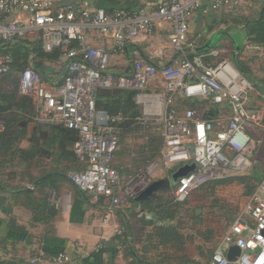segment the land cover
I'll return each instance as SVG.
<instances>
[{
	"label": "built area",
	"instance_id": "built-area-1",
	"mask_svg": "<svg viewBox=\"0 0 264 264\" xmlns=\"http://www.w3.org/2000/svg\"><path fill=\"white\" fill-rule=\"evenodd\" d=\"M203 1L157 0L150 11H108L75 0H0V44L36 34L44 50L57 48L66 61V73L54 86H48L38 71L27 65L19 76L18 93L31 98L35 122L77 132L73 150L84 166L67 170L65 177L89 202L110 214L147 188L159 168L167 171L195 163L173 187V199L182 202L209 181L246 172L254 149L261 144V138L250 136L246 128L264 130V103L260 108L248 106L252 86L224 57L226 50L209 51L214 63H207L203 54L187 55L195 49V43L188 39L189 18ZM237 1L207 0L210 9ZM155 20L170 23L168 46L180 54L176 63L158 66L148 57L161 54L159 47L150 44L143 50L137 46L152 37ZM90 31L96 36L109 33L112 48L91 45ZM128 44L135 46L131 73L109 72L110 51L123 52ZM11 61L9 53L0 52V74L9 71ZM153 80L159 81L161 90L147 89ZM100 87L132 91L133 101L141 106L134 121L152 128L162 139L159 155L126 182L112 166L120 139L118 124L126 117L121 112L98 114L96 94ZM178 94L226 103L230 112L226 124L219 122L220 127L215 128L217 120L201 117L194 108L176 111ZM4 129L5 120L0 118V132ZM120 231V227L115 228V232ZM232 245L239 253L229 260L226 255ZM67 260L62 253L50 258L56 264ZM209 264H264V175L224 231Z\"/></svg>",
	"mask_w": 264,
	"mask_h": 264
},
{
	"label": "crops",
	"instance_id": "crops-1",
	"mask_svg": "<svg viewBox=\"0 0 264 264\" xmlns=\"http://www.w3.org/2000/svg\"><path fill=\"white\" fill-rule=\"evenodd\" d=\"M75 1L88 4L90 7L103 5L131 10L140 7L150 11L156 6L157 0H128L122 4L109 3L108 0ZM245 20H264V0H238L236 3H229L217 9L208 8V2L204 0L202 6L198 7L189 18L188 39L195 43L193 51L215 44L216 48L223 49H225L224 45H228V52L236 53V48L242 46L240 60L248 65L254 59L247 58L248 54H255L258 58L264 57L262 51L260 53L258 51V48L264 50V45L251 41ZM154 22L152 37L140 41L137 46L143 50L150 44L159 47L162 50L161 54L156 53L148 57L158 66L176 63L180 54L168 46L170 23L158 20ZM191 29L196 31L195 34L190 33ZM200 38L206 40L200 43ZM88 39L90 44L96 47L110 50L113 45L109 33L96 36L90 31ZM215 47L211 50L216 49ZM134 49V45L128 44L123 52L110 51L108 71L116 74L131 73ZM47 61L42 70L43 81L48 86H54L61 82L66 62L61 56L57 60ZM30 65L33 67L32 63ZM147 89L161 90L159 81L153 80L148 84ZM127 92L132 91L98 88L96 94L98 114L114 113L110 112L111 110L120 112L123 101L128 100ZM179 97L180 94L176 99ZM255 99L260 103L256 96ZM131 100L140 114L141 109L133 101L132 96ZM219 104L221 106L216 109L212 117L217 120L214 124L215 128L220 127L219 122L222 125L226 124L230 113L226 103ZM185 107L179 108L180 111ZM24 123L22 124L25 125ZM135 124V121L126 126L118 124L120 142L114 153L112 166L122 177L135 174L153 158V154H142L141 151H137L133 143L123 135L135 127L138 129L142 126L140 124L134 126ZM52 125L55 126L54 124L50 126ZM32 126L26 129L28 134L34 130ZM34 132L37 140L40 138L36 143L41 149L55 133L49 126ZM19 146L27 148L30 145L25 138ZM45 151V153L34 152L28 161L15 155L1 164L3 168L0 173L7 187H0V264H56L51 262L50 258L59 253L68 256V260L61 264H182L185 259L193 261L192 264H202V260L199 261L197 257L210 258L219 243L222 233L210 237L211 239L202 238L204 245L197 242L193 252H189L185 248L187 240L180 242L179 245L173 244L175 247H172L171 244L157 237V234L151 233L155 226L169 221L156 219L153 210L149 211L142 205L145 201L156 200L161 196V190L171 185H163L153 195L141 201L130 199L135 201L136 205L129 200L128 205L122 204L116 212L110 214L107 209L89 202L85 194L65 177L67 170H78L72 168L71 159H60L54 147L50 152L48 149ZM1 158L5 160L8 156L2 155ZM76 164L79 169L83 168L81 160ZM29 175L31 178L28 177ZM117 227H120L119 233L115 232Z\"/></svg>",
	"mask_w": 264,
	"mask_h": 264
},
{
	"label": "trees",
	"instance_id": "trees-1",
	"mask_svg": "<svg viewBox=\"0 0 264 264\" xmlns=\"http://www.w3.org/2000/svg\"><path fill=\"white\" fill-rule=\"evenodd\" d=\"M98 1H104V0H98ZM108 1H110L109 3L122 4L123 2L128 0H108ZM99 7H103L105 10L108 11L119 8L131 10L130 8H124V7L115 8V7H106L103 5H99ZM133 9L134 8H132V10ZM244 22L251 41L257 44L264 45V20H253V21L245 20ZM212 47L214 48L215 44L204 47L203 49H200L196 52L193 51L194 49L188 50L187 55L192 56L194 54H203L205 55L204 60L207 63H213L215 61V58L211 57L208 54ZM241 51H242V46H238L236 48V53L233 52L229 53L230 58L228 59L240 71V73L247 78V80L252 86V90L250 92V101L248 106L250 108H260L264 103V76L262 77L253 76L249 65L243 63V61L240 60ZM258 51L259 53L260 51H262V54H264L263 49L258 48ZM0 52L9 53L12 59L11 67L9 71L0 74V118L5 120V129L4 131L0 132V172L2 171L3 168V165L1 164L12 159V156L16 155L22 158L23 160L28 161L34 155L33 154L34 152L42 151L43 153H45L48 152L45 151L46 149H48L50 152V149L52 147H54L57 156H59L60 159H64V158H67L68 160L71 159L73 162L72 168L79 169V167H77L76 164L79 158L76 156L74 150L72 149V145L74 144V142L78 137L77 132L73 129L66 128L63 126H58V125L50 126L51 124H40L35 122L32 119L33 103L31 98L29 96L20 95L18 93V82L21 71L27 65L32 63L34 69L38 71L41 78L43 79V75H42L43 66L46 65V62H48L47 60L50 61L57 60V58L60 56L59 49L54 48L50 51L44 50L40 38L36 36L34 38H16L11 43L9 42L1 43ZM30 54H33L32 58H30ZM64 73H66V68H64L63 75ZM7 84L12 85V89L6 88ZM256 92L258 94H256ZM126 94L128 95V100L123 101V107L120 109V112L126 117V119L120 123L125 126L130 123H133L135 116L138 114V111L137 109L134 108V105L131 100L132 92H127ZM180 95L181 97H179L178 99H176L178 95L175 97V103H174V108L178 112H180L179 108H184L185 106L194 108L196 111H197L196 108H198L203 110V111L201 110L197 111L198 113H200L201 117L212 118L213 115L216 113V109H219V107L221 106L219 103H215L214 101H212L211 98L192 99L193 97H186L182 94ZM253 95H255L258 98L260 103H257L256 99L254 102H252L253 100L251 99ZM110 112H115V111L111 110ZM22 121H25L26 124L23 125L21 123ZM29 122L31 123L34 122L32 129H34L35 131L40 130L41 128L47 126H49L55 131L53 136L46 143L47 145L42 149L39 147L38 143H36L37 141H39L40 138L37 140L35 136L36 133L34 132V130L32 131L31 134L27 133L26 129L28 127ZM255 131H259L260 134L255 133ZM246 132L254 138H261V144L264 146V130L246 128ZM157 137L160 139L159 140L160 143H162V139L158 135ZM25 138L29 142L30 146L27 148H21L19 146V143ZM2 155L8 156V158H5V160H3V158H1ZM68 168H71V166H68ZM247 172L248 170L239 175H234L222 179L209 181L206 184L200 186L199 188H196L192 192L193 196L199 198L198 193L201 190L208 189L210 191H213L218 185H225V184L227 185L233 183H240L241 185H243V187L245 188V195L249 196L250 193L254 190L257 182L264 175V168L263 170H261L257 164H254L252 168L249 170L248 174L244 175ZM28 177L31 178L30 175ZM0 187L1 188L7 187L6 181L2 180L1 173H0ZM173 187L174 185H171L170 187L163 189V191L161 190L160 192L161 196H159L156 200L153 201H145L142 206L148 208L149 211L153 210L154 213L153 216L156 219L160 221L164 219L165 221H169L168 223L155 226L151 233L157 234L158 235L157 237L164 240L167 244H171L172 247H175L174 246L175 244L179 245L180 242L182 243V241L184 242L185 240H188V238L190 237L189 236L190 234L185 232L187 226L184 225L185 222L180 217L179 213L181 211H189V209H191L192 218H194L195 224L197 223L201 224L203 223V220L200 213V209H201L200 206L191 205L189 199H186L182 202H175L173 200V194H172ZM163 193H167L168 195L164 197ZM214 205H217L216 202ZM218 206L221 207L222 209L225 208V206L222 205H218ZM231 214L232 215L230 217L226 218V220H230V222L236 216V211L231 212ZM195 232L201 238L206 240V239H211L210 237L213 236L216 230L214 228H208L203 231L195 229ZM191 262L193 261L187 259L183 261L184 264Z\"/></svg>",
	"mask_w": 264,
	"mask_h": 264
},
{
	"label": "rangeland",
	"instance_id": "rangeland-1",
	"mask_svg": "<svg viewBox=\"0 0 264 264\" xmlns=\"http://www.w3.org/2000/svg\"><path fill=\"white\" fill-rule=\"evenodd\" d=\"M196 31L194 29L190 31L191 34H195ZM32 38L36 37L35 35L31 36ZM207 38V37H206ZM206 38H200L199 42L202 43L206 40ZM202 39V40H201ZM198 42V43H199ZM226 51L224 52V57L230 58L229 52H228V45H224ZM253 57L254 59L252 62H250V70L253 74V76H264V57L258 58L255 54H248L247 58ZM6 88L12 89V85L7 84ZM253 93V91H252ZM251 93V94H252ZM252 96V95H251ZM197 97H193L192 99H196ZM253 102L255 101V96L252 97ZM226 105V104H225ZM227 106V105H226ZM138 108L141 109V106L138 105ZM197 111L202 109L196 108ZM225 111V110H224ZM198 113V112H197ZM200 115V113H198ZM25 121H22L21 123H24ZM264 123V121H263ZM26 124V123H24ZM33 123L29 122L27 129H29ZM137 123L134 125L136 126ZM141 125V124H140ZM151 128H146L141 126L138 129H133L131 131L125 132L123 135L127 137V140L129 142H132L137 151H141L142 154H153V158L157 157L159 155L160 150V139L157 137V134L150 130ZM255 133L260 134L259 131H255ZM120 142V141H119ZM160 143V144H159ZM119 145V144H118ZM159 145V146H158ZM262 145V144H261ZM257 146L252 155H251V165L248 169L252 168L254 164H257L258 167L263 170L264 168V146ZM123 147V145H122ZM159 148V149H158ZM143 151V152H142ZM151 158V159H153ZM150 159V160H151ZM148 160V161H150ZM147 161V162H148ZM177 166L171 168L170 170L163 171L162 169H157L154 173L156 177H154V180L158 179H164L168 178L172 171L176 169ZM159 172V173H158ZM245 173L244 175L248 174ZM132 176V175H130ZM130 176L122 177L121 179L123 182H126ZM199 198L196 196H193V193L190 194V196L187 198L190 201L191 205L200 206V213L202 216L203 223L201 224H195L194 218H192V211L189 209V211H181L180 217L182 220H184V225H186L185 232L190 234L185 248L189 252H193V247L196 246V243L199 242L202 243V238L195 232V229H198L200 231L206 230L208 228H214L216 232L213 234V237L223 234L224 231L228 228V225L230 223V220H226L227 217H230L232 214L231 212L236 211V215L238 214L239 210L242 208L244 203L246 202L248 196L245 195V188L240 183H233V184H225V185H218L213 191H210L208 189L201 190L199 193ZM168 194L163 193V196L166 197ZM186 200V199H185ZM132 201V200H130ZM129 200L127 202H124L123 204L128 205ZM216 202L217 205H214ZM132 204L136 205L135 201H132ZM120 204L117 209L121 206ZM131 205V203H130ZM218 205L225 206L224 209L219 207ZM216 206V207H215ZM192 208V207H190ZM192 227V228H191ZM221 234V235H222ZM192 240V241H190ZM196 240V241H195ZM195 241V242H193ZM204 245V244H203ZM206 247L208 245H205ZM197 256V255H196ZM199 261L202 260V264H208L209 257H197Z\"/></svg>",
	"mask_w": 264,
	"mask_h": 264
},
{
	"label": "water",
	"instance_id": "water-1",
	"mask_svg": "<svg viewBox=\"0 0 264 264\" xmlns=\"http://www.w3.org/2000/svg\"><path fill=\"white\" fill-rule=\"evenodd\" d=\"M195 163H185L182 165H179L176 167L174 171L171 172L170 176L168 178L164 179H158L151 182L147 188H145L142 192H140L136 197V201H141L145 198H147L150 195H153V193L163 185L169 186V185H175L177 182V179L185 174H187L189 171H192L195 168ZM239 253V248L236 245H232L229 247L227 252V258L229 260L234 259V257Z\"/></svg>",
	"mask_w": 264,
	"mask_h": 264
}]
</instances>
